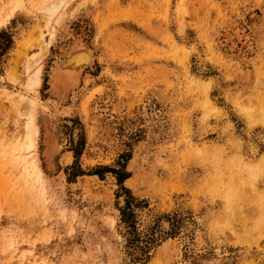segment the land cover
<instances>
[{"label": "rangeland", "instance_id": "1", "mask_svg": "<svg viewBox=\"0 0 264 264\" xmlns=\"http://www.w3.org/2000/svg\"><path fill=\"white\" fill-rule=\"evenodd\" d=\"M0 264H264V0H0Z\"/></svg>", "mask_w": 264, "mask_h": 264}, {"label": "bare ground", "instance_id": "2", "mask_svg": "<svg viewBox=\"0 0 264 264\" xmlns=\"http://www.w3.org/2000/svg\"><path fill=\"white\" fill-rule=\"evenodd\" d=\"M48 48L49 44L47 43L43 46L41 53L34 62V66L32 65L34 68L31 70L30 77L31 83L33 85H37L39 83V76L42 69L40 62L45 57ZM94 62L93 50L89 47V45H87V42L83 40H77L76 44L69 47L52 68L51 84L53 89L59 93L68 94L72 89L78 88L80 86L85 69L87 67L93 66ZM66 97L68 96L66 95ZM32 98L35 102L41 101L38 96H32ZM53 144L50 145L53 146L51 149L54 148L55 152L57 151L56 149H60V146H57L58 143H56V145Z\"/></svg>", "mask_w": 264, "mask_h": 264}, {"label": "trees", "instance_id": "3", "mask_svg": "<svg viewBox=\"0 0 264 264\" xmlns=\"http://www.w3.org/2000/svg\"><path fill=\"white\" fill-rule=\"evenodd\" d=\"M9 41H8V46H10V44H11V39H8ZM7 46V47H8ZM117 175H118V178H119V181H120V183L122 182V179L124 178H126L128 175H124V177H122L121 176V174H119V173H117ZM132 199L133 200H135V198L134 197H132V198H128L127 199V201H126V205L122 208V211H121V214H122V218H121V222H125V223H128L129 221H130V219H131V213H130V210H131V207L133 206L132 205ZM136 206V205H135ZM134 207V206H133ZM126 215H128V216H126ZM131 232H129V237H131ZM134 237L133 238H130L131 240H132V243H134V240L136 239V236H137V234H135V235H133ZM148 255H147V250H146V248H141V251L140 252H138L137 251V253H136V256H135V259L136 260H141V261H143V260H146V257H147Z\"/></svg>", "mask_w": 264, "mask_h": 264}]
</instances>
